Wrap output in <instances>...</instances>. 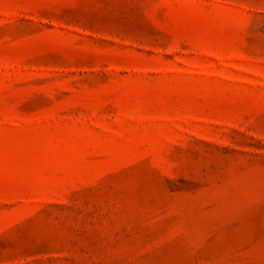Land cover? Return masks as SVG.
Segmentation results:
<instances>
[{
	"label": "rangeland",
	"instance_id": "obj_1",
	"mask_svg": "<svg viewBox=\"0 0 264 264\" xmlns=\"http://www.w3.org/2000/svg\"><path fill=\"white\" fill-rule=\"evenodd\" d=\"M0 264H264V0H0Z\"/></svg>",
	"mask_w": 264,
	"mask_h": 264
}]
</instances>
